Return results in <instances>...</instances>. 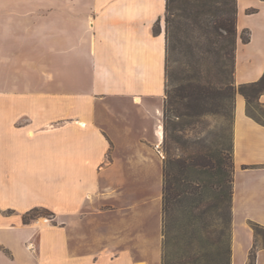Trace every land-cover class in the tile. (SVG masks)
<instances>
[{
	"label": "crops",
	"instance_id": "1",
	"mask_svg": "<svg viewBox=\"0 0 264 264\" xmlns=\"http://www.w3.org/2000/svg\"><path fill=\"white\" fill-rule=\"evenodd\" d=\"M236 7L239 87L264 73V0ZM165 13L166 0H0V264H153L148 188L117 199L126 181H162ZM232 147L230 264H247L264 124L239 92ZM35 208L52 221L24 222Z\"/></svg>",
	"mask_w": 264,
	"mask_h": 264
},
{
	"label": "trees",
	"instance_id": "2",
	"mask_svg": "<svg viewBox=\"0 0 264 264\" xmlns=\"http://www.w3.org/2000/svg\"><path fill=\"white\" fill-rule=\"evenodd\" d=\"M236 18V0H166L161 264H230L232 128L229 146L208 144L199 137L182 141L172 135L182 125L171 120L185 117L188 125L203 115L220 114L233 122ZM241 40L248 42V32L243 31ZM171 56L177 57L174 62L183 60L175 76L169 73ZM238 92L245 99L246 114L264 124V106L258 101L264 93V73L258 81L240 85ZM231 104L232 110H227ZM177 105L187 112L179 113ZM168 139L181 146L176 147L178 154ZM41 215L53 213L35 208L23 221ZM252 229L249 264H255L256 237L264 232L256 223Z\"/></svg>",
	"mask_w": 264,
	"mask_h": 264
},
{
	"label": "rangeland",
	"instance_id": "3",
	"mask_svg": "<svg viewBox=\"0 0 264 264\" xmlns=\"http://www.w3.org/2000/svg\"><path fill=\"white\" fill-rule=\"evenodd\" d=\"M155 29H158L156 26ZM176 56H171L169 60V73L171 76L178 75L180 73L179 65L180 62L182 63V59H180L178 62H174L176 59ZM169 74V75H170ZM235 94L238 93V87L235 86L233 83ZM260 103V102H259ZM261 104V103H260ZM232 105L230 107H227V110H232ZM262 105V104H261ZM229 106V104H228ZM264 106V105H263ZM178 112L179 113H186V109L183 108L180 105H177ZM231 114V113H230ZM163 120H164V103H163V113H162V126H163ZM189 120L188 118L182 117L181 119L178 118H172V122H176L181 124V128L176 129L175 131H172V135H176L178 138H180L182 141L184 140H195L197 137L200 139H205L206 142L212 143L214 145L223 144L226 146H229L230 139H231V128H232V119L228 116H222L220 114H206L201 116L198 121H193L192 123L186 125V121ZM163 136H164V130H163ZM169 141V139H168ZM169 143L172 145V152L174 154H178V150L176 147H181L180 145H175L171 141ZM176 148V149H175ZM162 155H163V161L166 158L167 154L163 147L162 143ZM140 182H142L140 184ZM102 184L104 187L107 186V183L105 181H102ZM123 186L121 183L116 184L114 182V188H119V186ZM146 186L148 188V194L146 195L147 199V207H149L148 211V221L151 225V231H152V239L154 243V247H152V254H151V261L153 264H161V256H162V236H161V197H162V181L161 178H159L158 174H154L153 179L149 181H126L125 186V199H123L122 196H119L117 201H120V204L126 203V198H130V200L138 202L137 200L144 199V197H138L139 188L142 186ZM110 186V185H109ZM128 196V197H127ZM131 218V217H130ZM39 219H47L46 221L49 223L52 221L53 216L52 215H41L39 217H36L34 220ZM252 226V225H251ZM256 246L257 249L264 248V232H260V234L256 237ZM231 262V261H230ZM247 264H249V259L247 261Z\"/></svg>",
	"mask_w": 264,
	"mask_h": 264
},
{
	"label": "built area",
	"instance_id": "4",
	"mask_svg": "<svg viewBox=\"0 0 264 264\" xmlns=\"http://www.w3.org/2000/svg\"><path fill=\"white\" fill-rule=\"evenodd\" d=\"M47 220V219H46ZM27 248L29 249V250H34V243L33 242H30L28 245H27Z\"/></svg>",
	"mask_w": 264,
	"mask_h": 264
},
{
	"label": "bare ground",
	"instance_id": "5",
	"mask_svg": "<svg viewBox=\"0 0 264 264\" xmlns=\"http://www.w3.org/2000/svg\"><path fill=\"white\" fill-rule=\"evenodd\" d=\"M48 221V220H47ZM44 222H46V219H40L39 220V224H42V223H44Z\"/></svg>",
	"mask_w": 264,
	"mask_h": 264
}]
</instances>
